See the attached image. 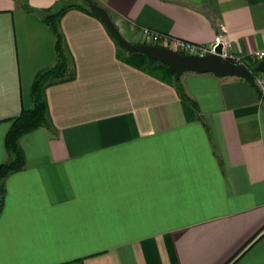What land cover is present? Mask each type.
<instances>
[{
	"label": "crops",
	"instance_id": "0c3cea01",
	"mask_svg": "<svg viewBox=\"0 0 264 264\" xmlns=\"http://www.w3.org/2000/svg\"><path fill=\"white\" fill-rule=\"evenodd\" d=\"M96 1L128 40L146 26L195 43L221 33L244 57L264 47V0ZM59 28L75 77L44 88L52 126L19 137L0 264H264V96L237 75L183 72L207 130L173 85L117 56L101 19L70 7ZM54 43L37 12L0 0V162Z\"/></svg>",
	"mask_w": 264,
	"mask_h": 264
},
{
	"label": "trees",
	"instance_id": "16d2710c",
	"mask_svg": "<svg viewBox=\"0 0 264 264\" xmlns=\"http://www.w3.org/2000/svg\"><path fill=\"white\" fill-rule=\"evenodd\" d=\"M16 1L20 2L24 8L37 12L41 20L50 27L55 37V58L50 65L41 69L33 80L31 89L33 105L30 108H22L19 114L9 119L10 125L5 134L4 140L7 155L6 158L0 162V212L3 207L6 192L4 183L5 177L9 173L19 170L24 166V154L19 144V137L23 133L36 127L52 126L51 118L48 112L47 100L44 94L45 86L68 81L75 77L73 61L65 44L63 34L59 28L60 17L70 7L81 8L87 13L98 17L89 9L86 0H84V3L77 1L66 2L53 7L47 6L38 8L32 7L28 0ZM93 2L99 4L96 0H93ZM114 42L116 44V54L121 60L173 85L179 96L195 108L197 117L203 122L208 130V126L199 112L196 100L187 94L181 82V77H176L174 70L168 64L157 59H153L141 51H128L121 47L115 40ZM243 62L251 68L256 64L257 60L252 59L250 56H245L243 58ZM257 73L258 72H255L254 75Z\"/></svg>",
	"mask_w": 264,
	"mask_h": 264
},
{
	"label": "water",
	"instance_id": "95a60500",
	"mask_svg": "<svg viewBox=\"0 0 264 264\" xmlns=\"http://www.w3.org/2000/svg\"><path fill=\"white\" fill-rule=\"evenodd\" d=\"M86 2L89 9L101 19L112 38L121 47L128 51H141L153 59L168 64L178 78L185 71L212 72L215 75H237L243 77L256 87L254 73L264 71V58L258 60L255 65L249 68L244 63L223 57L220 54L222 47L220 43L216 46L214 53L191 54L182 53L161 44L131 42L119 31L106 8L93 2V0H86Z\"/></svg>",
	"mask_w": 264,
	"mask_h": 264
},
{
	"label": "built area",
	"instance_id": "2783aa9c",
	"mask_svg": "<svg viewBox=\"0 0 264 264\" xmlns=\"http://www.w3.org/2000/svg\"><path fill=\"white\" fill-rule=\"evenodd\" d=\"M132 27L134 28L135 26L132 24ZM137 30L140 33L141 42L165 45L182 53H191V54L214 53L216 51V46L220 43L222 46L220 54L223 57L229 58L236 62L244 63L243 62L244 56L232 53L227 50V46L229 45V42L221 33L216 34L211 42L195 43L183 38L164 34L160 31L151 29L146 26H139ZM249 56L257 61L263 59L264 47L253 50L249 54ZM254 80L257 90L262 96H264V71L255 74Z\"/></svg>",
	"mask_w": 264,
	"mask_h": 264
},
{
	"label": "rangeland",
	"instance_id": "374dc122",
	"mask_svg": "<svg viewBox=\"0 0 264 264\" xmlns=\"http://www.w3.org/2000/svg\"><path fill=\"white\" fill-rule=\"evenodd\" d=\"M76 1H80V2H82V3H84V0H72V2H76ZM127 39V38H126ZM129 41H131V42H137V41H135V40H129ZM186 72V71H185ZM184 72V73H185Z\"/></svg>",
	"mask_w": 264,
	"mask_h": 264
}]
</instances>
